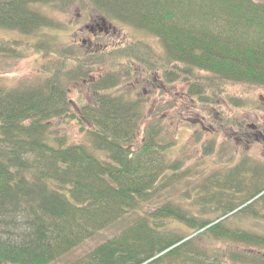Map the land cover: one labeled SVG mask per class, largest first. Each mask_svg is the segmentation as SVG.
<instances>
[{
	"label": "trees",
	"instance_id": "trees-1",
	"mask_svg": "<svg viewBox=\"0 0 264 264\" xmlns=\"http://www.w3.org/2000/svg\"><path fill=\"white\" fill-rule=\"evenodd\" d=\"M61 2L0 0V30L26 39L0 41V65L29 51L43 50V60L53 59L41 78L14 87L3 83L0 71V264H52L186 181L192 168L186 155L176 154L178 121L170 130L169 111L221 102L247 109L249 98L264 91L262 4L84 0L81 5L160 47L135 40L89 53L54 47L47 39L44 31L55 24L41 8L63 12ZM98 69L104 73L94 77ZM78 83L87 85L89 100L70 101L69 85ZM173 86L181 87V98L153 108L149 96H164ZM65 122L78 126L79 141L59 131ZM228 122L223 126H236ZM214 144H203L202 155H211ZM248 173L253 178L244 190ZM233 189L237 193L228 194ZM197 191L139 216L70 264H221L208 257L207 242L230 248L231 264H264V234L229 225L231 217L264 223V169L241 162ZM198 197L202 211L194 209ZM258 203L262 212L254 209ZM209 208L212 219L198 216ZM170 223L176 231L166 227Z\"/></svg>",
	"mask_w": 264,
	"mask_h": 264
},
{
	"label": "rangeland",
	"instance_id": "rangeland-1",
	"mask_svg": "<svg viewBox=\"0 0 264 264\" xmlns=\"http://www.w3.org/2000/svg\"><path fill=\"white\" fill-rule=\"evenodd\" d=\"M81 1L84 0H62L59 8L61 7L63 12L55 11L49 7L41 8L42 13L52 19L55 24L53 29L44 31L48 34V37H46L52 46L59 48L68 47V49L73 52H76L78 49H85L84 51L89 52L93 49L105 48L104 46L98 48L92 42L89 43L88 40L91 39V35L88 30L86 31V25H91L94 22H99L100 19H104L107 25L111 24V27H113L112 30H115V33L112 35L110 34L111 36L104 42L103 37L98 41L99 43H102V45L105 43L108 50L122 44L131 43L135 40L150 42L153 49L157 51L160 49V47L156 45V41H149V39L144 38L140 32L132 27L109 21L90 9L88 4L84 3V5H81ZM65 3H67V5L64 7ZM0 41L25 42L26 39L15 32L0 30ZM42 55L43 50H41L40 55L32 54L31 51H29V54L23 59L9 60L0 65V71L3 73L4 77L3 83L7 87H14L20 82H31L41 78L43 75V66L47 68V64L53 61L52 57L43 60L41 57ZM103 73L104 70L101 69L99 71L98 69L93 74L94 77H97L98 74L100 75ZM69 86V89L71 90L69 94L70 101H77L80 96L85 100L90 99L89 95H87V85L84 83ZM124 86L130 87V84L126 83ZM180 88V86H173L169 89V92L164 89L163 91L167 93L164 96L150 95V102L154 103L153 108L160 104H163L162 107H168L175 101V99H180ZM139 90L142 92V87H140ZM147 92L149 91H145L144 93ZM239 92V89H234L235 94ZM144 97H147V94H144ZM249 99L252 104L251 108L247 109L231 110L226 108L221 102L219 103L220 107H196L191 109L183 106L181 110L178 108V110L173 109L169 111L167 113V122H172L170 130H174L175 123L178 121L177 129L175 130L176 142L178 145L176 154L178 156L186 155V157H188L186 160L187 167L192 168L190 176H188L187 179L185 178L186 181L175 184L167 190H164L158 197L153 198L137 213H129L114 226L99 232L92 239L52 264H70L81 259L100 244L116 237L122 229L129 226L139 216L149 215L156 207L162 206L166 202H178L186 193L198 192L197 190L200 189L201 185L207 179L211 177L225 176L228 170L239 165L241 162L248 164V168L250 169H264V143L261 142V144H256L252 137L246 138L248 141L245 142L244 140L242 142L239 140V135L237 133L239 129L249 130L251 126H260L264 129V91L256 92L253 97H250ZM149 107L150 106L146 108V111ZM177 107L179 106L177 105ZM253 107H256V109H252ZM227 119L228 121L235 123L236 126H232L230 122H228V124H230L229 126H223ZM57 127L63 135H66L67 138H70L71 140L79 141L82 137L78 126L73 122H65L59 124ZM212 141L215 143L212 154L209 156H203L202 145L208 144V142ZM244 177L245 179H242L241 186L245 190L246 188H249V179L253 178V176H251V173H248L245 174ZM256 178V182L258 181L257 185H259L261 177ZM227 192L228 194L237 193L234 189ZM200 198L201 197H198L199 204H194V209L198 211H202V208L199 205L203 200H200ZM261 204L262 203L255 204L254 209L262 212L263 209H261ZM205 210L206 212L200 213L198 216H201L204 219H212L213 215H210L209 213L210 210L213 209L209 208ZM226 218L227 217L221 218V221ZM230 220L233 222L228 224H234L236 228L239 227L264 234V223L262 222L254 223L248 218L231 217ZM166 227L172 231L177 230V225L175 223H170ZM205 244L210 250L207 253L210 259L217 258L220 260L221 264H231L226 258L230 248L222 243L207 242ZM262 256H264V254ZM161 264L169 263L166 261ZM175 264L184 263L178 262Z\"/></svg>",
	"mask_w": 264,
	"mask_h": 264
},
{
	"label": "flooded vegetation",
	"instance_id": "flooded-vegetation-1",
	"mask_svg": "<svg viewBox=\"0 0 264 264\" xmlns=\"http://www.w3.org/2000/svg\"><path fill=\"white\" fill-rule=\"evenodd\" d=\"M264 0H252V2L256 4H262L264 5ZM113 27L110 25H107L106 21L104 19H100L99 22H94L91 25H86V31L88 30L91 39L88 40L89 43H93L96 47L104 46L105 48H102L103 50L106 49V44L99 43V39L103 37V42L110 37L113 33H115V30H112ZM111 34V35H110ZM109 47V46H108ZM85 50V49H84ZM101 49H93L90 50L89 53L95 52ZM239 140L240 141H248L246 138L252 137L254 142L256 144H261V142L264 143V129L260 126H251L250 129H239L238 130ZM252 133V135H251ZM264 147V144H263Z\"/></svg>",
	"mask_w": 264,
	"mask_h": 264
}]
</instances>
